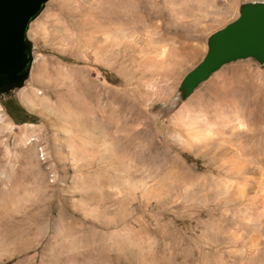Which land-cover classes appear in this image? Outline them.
I'll list each match as a JSON object with an SVG mask.
<instances>
[{"label":"rangeland","instance_id":"1","mask_svg":"<svg viewBox=\"0 0 264 264\" xmlns=\"http://www.w3.org/2000/svg\"><path fill=\"white\" fill-rule=\"evenodd\" d=\"M249 2H45L32 123L0 96V264H264V64L178 93Z\"/></svg>","mask_w":264,"mask_h":264},{"label":"water","instance_id":"2","mask_svg":"<svg viewBox=\"0 0 264 264\" xmlns=\"http://www.w3.org/2000/svg\"><path fill=\"white\" fill-rule=\"evenodd\" d=\"M47 0H0V96L8 97L23 87L32 62V45L26 37L29 23ZM252 59L264 64V2L240 5L238 16L212 33L203 59L182 78L179 99L223 65Z\"/></svg>","mask_w":264,"mask_h":264},{"label":"crops","instance_id":"3","mask_svg":"<svg viewBox=\"0 0 264 264\" xmlns=\"http://www.w3.org/2000/svg\"><path fill=\"white\" fill-rule=\"evenodd\" d=\"M9 99H11L13 101V103H16L22 110H23V113L22 112H19V114H17V118L18 119H22L24 120L25 122L22 123V124H31L32 123V120L35 116V112L33 111H29L27 110L20 102V100L18 98H15L13 97L12 95L11 96H8V97H5L4 99V102H7L9 101ZM5 111V110H4ZM6 114V113H5ZM7 118L10 120L11 123H13V121L8 117V115L6 114ZM14 124V123H13ZM21 125V124H19Z\"/></svg>","mask_w":264,"mask_h":264},{"label":"trees","instance_id":"4","mask_svg":"<svg viewBox=\"0 0 264 264\" xmlns=\"http://www.w3.org/2000/svg\"><path fill=\"white\" fill-rule=\"evenodd\" d=\"M2 106L5 110V113L13 121L14 124L19 125L25 122L24 120L17 118V114H19V112L23 113V110L16 103H13L11 99H9V101L7 102H3Z\"/></svg>","mask_w":264,"mask_h":264},{"label":"bare ground","instance_id":"5","mask_svg":"<svg viewBox=\"0 0 264 264\" xmlns=\"http://www.w3.org/2000/svg\"><path fill=\"white\" fill-rule=\"evenodd\" d=\"M104 127V126H103ZM102 130V129H101ZM6 195H7V193H6ZM14 250V249H13ZM15 252V251H14Z\"/></svg>","mask_w":264,"mask_h":264}]
</instances>
